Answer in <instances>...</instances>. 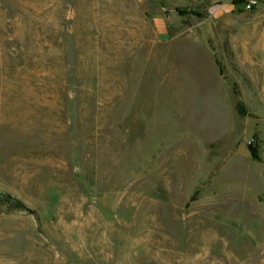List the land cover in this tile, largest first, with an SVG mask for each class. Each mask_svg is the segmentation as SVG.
<instances>
[{
	"label": "rangeland",
	"instance_id": "rangeland-1",
	"mask_svg": "<svg viewBox=\"0 0 264 264\" xmlns=\"http://www.w3.org/2000/svg\"><path fill=\"white\" fill-rule=\"evenodd\" d=\"M232 1L0 0V264H264V0Z\"/></svg>",
	"mask_w": 264,
	"mask_h": 264
},
{
	"label": "trees",
	"instance_id": "trees-1",
	"mask_svg": "<svg viewBox=\"0 0 264 264\" xmlns=\"http://www.w3.org/2000/svg\"><path fill=\"white\" fill-rule=\"evenodd\" d=\"M248 1L249 0H247V1L246 0H233L232 3H233V5H239V4L245 5ZM252 7H254V4L251 5V8ZM193 14H195L196 16H199V13H197V12H195ZM233 108H234V112L237 116H240V117L246 116L245 107L241 101H234ZM7 198H8L7 196L0 194V199L6 200Z\"/></svg>",
	"mask_w": 264,
	"mask_h": 264
},
{
	"label": "built area",
	"instance_id": "built-area-1",
	"mask_svg": "<svg viewBox=\"0 0 264 264\" xmlns=\"http://www.w3.org/2000/svg\"><path fill=\"white\" fill-rule=\"evenodd\" d=\"M253 4H254L253 2L248 1V2L245 4V8L249 10V9L251 8V5H253Z\"/></svg>",
	"mask_w": 264,
	"mask_h": 264
}]
</instances>
